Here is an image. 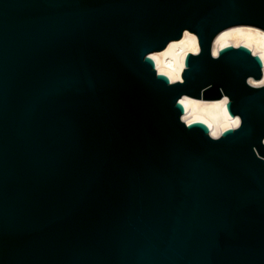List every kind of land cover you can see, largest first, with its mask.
Returning a JSON list of instances; mask_svg holds the SVG:
<instances>
[{
  "label": "water",
  "instance_id": "obj_1",
  "mask_svg": "<svg viewBox=\"0 0 264 264\" xmlns=\"http://www.w3.org/2000/svg\"><path fill=\"white\" fill-rule=\"evenodd\" d=\"M237 24L264 0H0V264H264L260 63L209 56ZM184 28L168 86L146 55ZM220 89L242 124L214 141L176 100Z\"/></svg>",
  "mask_w": 264,
  "mask_h": 264
},
{
  "label": "clouds",
  "instance_id": "obj_2",
  "mask_svg": "<svg viewBox=\"0 0 264 264\" xmlns=\"http://www.w3.org/2000/svg\"><path fill=\"white\" fill-rule=\"evenodd\" d=\"M181 33L179 40H169L160 51L146 55V59L153 62L155 75L166 78L168 86L183 85L185 79L182 74L186 70V59L190 55L192 57L201 55L198 35L187 28H184ZM211 45L209 56L212 60H218L224 49L243 47L251 52L252 57H258L260 73L264 71V29L254 25H232L219 31L214 42L211 41ZM245 82L247 86L259 89L264 87V76L260 75L258 80L248 76ZM211 87L212 85H207L201 89L200 95L202 96L203 91ZM219 91L221 98L214 101L197 99L188 95H181L176 100L182 108L179 119L185 127L202 124L209 130V137L214 141L229 130L239 129L242 124L239 115L233 117L229 112L228 105L231 103L229 96L224 94L223 89ZM261 143H264V138H261Z\"/></svg>",
  "mask_w": 264,
  "mask_h": 264
},
{
  "label": "bare ground",
  "instance_id": "obj_3",
  "mask_svg": "<svg viewBox=\"0 0 264 264\" xmlns=\"http://www.w3.org/2000/svg\"><path fill=\"white\" fill-rule=\"evenodd\" d=\"M217 35H218V34H217ZM217 35H216V36H217ZM216 36H215V38H216ZM215 38L213 39V42H214ZM178 40H179V39H178ZM261 73H262L261 76H264V71H261ZM211 101H214V100H211ZM233 117H235V116H233Z\"/></svg>",
  "mask_w": 264,
  "mask_h": 264
}]
</instances>
